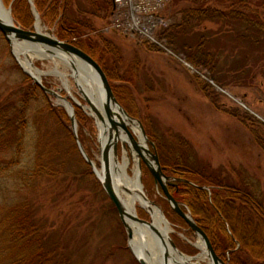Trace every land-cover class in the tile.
<instances>
[{"label": "rangeland", "instance_id": "rangeland-1", "mask_svg": "<svg viewBox=\"0 0 264 264\" xmlns=\"http://www.w3.org/2000/svg\"><path fill=\"white\" fill-rule=\"evenodd\" d=\"M1 1L16 26L33 30L35 18L28 0L21 1L19 12L28 19L27 26L14 18L12 0ZM184 4L183 0L166 1L161 10L166 23L153 33L154 39L158 31L177 22L178 10ZM73 11L80 20L92 24L91 28H82L85 34L81 37L99 40L102 35L117 47L118 53L112 62L125 80L115 84L128 88L133 108H127L134 111L135 116L124 109L141 123L148 139L146 147L157 154L163 173L170 177L166 182L169 193L196 225L200 227L195 217L199 216L198 210L202 212L199 202L203 200L192 194L191 201L186 203L182 198L184 193H174L170 185L176 182L172 179L175 174L168 163L162 164L163 156L188 162L185 167L192 169L190 174L193 177H196L193 172L201 174L203 177L199 179L205 182L204 185L195 182L189 185L205 190L207 196L215 191L213 183L238 187L250 183L249 189L253 188V183L257 184L264 206V44L256 49L248 47L224 30V26L202 23L201 31H208L211 39H215L209 49L219 53L216 70L223 81V85L213 82L214 89L205 92L201 87L208 80L206 71L179 57V50L172 51L156 39L152 41L155 47L149 50L142 43L143 38L106 29L110 18L93 16L87 2L78 9L74 7ZM40 23V32L58 38L52 28L41 20ZM243 59L246 69L237 75L228 73L227 69L240 66ZM32 61L39 71L53 73L56 69L67 79L68 88L52 73L43 74L40 81L46 88L66 97L73 106L78 140L100 170L99 129L92 115L87 114L90 112L85 108L88 104L78 91L70 67L58 58H33ZM253 75L255 77L251 78ZM32 77L22 68L0 32L1 103L8 98L15 104L16 111L26 110L20 134L22 142L16 148L14 164L0 169V205L28 204L34 220L42 228L44 239L58 253L68 257L69 264H139L128 246L126 231L114 205L82 156L66 104L53 95H46ZM51 107L60 115L52 114ZM80 114L92 119V127L80 125ZM126 141L123 146L117 142L119 161L123 151L133 150L128 138ZM128 157V174L132 176L136 164L130 155ZM139 177L146 196L161 209L171 227L168 236L176 248L186 257H195L189 260L192 264H210L203 253L206 247L202 239L172 209L142 161ZM137 216L150 220L142 209H138Z\"/></svg>", "mask_w": 264, "mask_h": 264}, {"label": "trees", "instance_id": "trees-1", "mask_svg": "<svg viewBox=\"0 0 264 264\" xmlns=\"http://www.w3.org/2000/svg\"><path fill=\"white\" fill-rule=\"evenodd\" d=\"M12 1L14 18L23 26H27L28 19L19 13L22 0ZM32 2L41 22L52 28L59 39L79 47L100 65L119 103L130 115L135 116V112L127 108V106L133 108L131 106L133 97L128 88L115 84L123 83L125 80L120 77L119 72L117 73L115 63L112 62L118 53L117 47L102 35H99V40H93L91 36L81 37L85 34L82 28H91L92 24L88 20H80L79 16L74 14L75 9L73 11L74 7L78 9V6L87 2L93 16L109 19L112 12L111 0H32ZM183 2L185 4L178 10L177 22L158 31L155 39L172 51L179 50V57L189 61L195 68L206 71L204 74L208 80L203 82L201 88L207 92L214 89L213 82L223 85V81L217 76L219 73L216 70L219 53L215 49H209L212 40L215 39H211L213 37L208 31H201L202 23L222 25L229 34L238 37L241 43L244 42L248 47L256 49L264 44V0H183ZM74 38L77 40L74 41ZM142 40L146 48L153 50L155 45L152 41ZM189 40L192 42L189 43ZM240 64L231 67L230 70L227 69L228 73L235 75L246 69L244 59ZM253 77L255 75L251 76ZM5 99L3 103L0 99V169L14 164L16 148L22 142L20 134L26 111L23 109L16 111L13 101ZM59 110L67 117L62 108ZM50 112L52 114L57 112V115H60L54 107L50 108ZM78 120L81 126L93 125L92 119L85 115L80 114ZM165 157H161L162 164L168 163L172 174H175L172 178L176 182L170 185L174 193H184L182 198L186 203L191 201L192 194L203 200L199 202L202 212L199 210L197 212L200 217L196 216L195 219L210 239L216 254L228 264H264V206L257 184L253 183L251 185L253 188L249 189L250 183L239 187L213 183L215 191L212 190V195L207 196L205 190L189 185L190 182L204 185L205 182L199 179L203 177L201 174L193 172L196 176L193 177L190 174L192 169L185 167L188 166V162H181L180 159L171 156ZM68 261V257L58 253L56 248L44 239L42 228L34 220L28 204L0 205V264H69Z\"/></svg>", "mask_w": 264, "mask_h": 264}, {"label": "water", "instance_id": "water-1", "mask_svg": "<svg viewBox=\"0 0 264 264\" xmlns=\"http://www.w3.org/2000/svg\"><path fill=\"white\" fill-rule=\"evenodd\" d=\"M33 13L35 22L40 21L37 10L35 9L32 0H28ZM0 32L12 48V43L17 42H26L32 44V46L40 45L42 47V51L48 58H58L61 59L66 65H68L72 71V78L75 81V84L78 88V91L83 96L84 100L87 102V106H85L88 111H90L89 115H92L98 129V122L101 124V129H99V134L97 137L99 148H100V170L102 171V176H98L97 169L88 155L85 153L82 145L80 144L78 137L76 135V118L75 113L72 107L66 110L68 112V116L70 118L73 135L75 140L77 141L78 147L82 153L84 160L90 165L93 169V172L96 174L100 183L114 205L118 217L121 221L122 226L124 227L127 235L128 246L130 248V241L133 236L131 223H137L140 225H144L146 227L152 228L150 220H144L139 218L137 215H133L129 213L124 206L122 205L120 198L118 197L116 190L114 189L111 174H110V161L114 157L116 158V146L117 142L120 141L122 146L127 142L126 138L130 141V146L138 155V166L141 169V161L146 165L150 173L152 174L154 181L156 184L160 185L162 188L167 201L171 205L172 209L189 225V227L199 236L205 247H206V255L210 260V264H228L226 261L222 260L214 251L210 240L204 231L196 225V223L190 218L188 214H186L176 199L169 193L167 187V181L170 179L167 175L163 173V169L160 166L159 158L157 154L150 152L148 147L143 146L139 139L134 137L131 127L128 125V122L131 124H135L139 127L141 136L145 143L148 142L147 136L142 128L141 123L137 120L129 116L124 107L119 103L117 98L115 97L112 87L108 81V78L100 65L86 52H84L79 47L63 40H59L58 38L48 34L42 33L35 26L33 30H26L19 26H16L12 18L8 20H4L0 18ZM84 70H89L93 76V80L99 85V96L101 99V109L103 114L99 111V109L94 104V101L90 99L82 86L77 82V78L83 76ZM34 83L47 95H53L57 98L58 101H61L62 104L70 105V102L66 97L61 96L55 91L46 88L37 77H32ZM78 104V103H77ZM126 122V123H125ZM101 131V132H100ZM152 146L153 144L149 142ZM207 189V187H206ZM154 230V229H153ZM156 234H158L156 232ZM159 235V234H158ZM169 246L176 251V253L182 257L186 258L188 262L186 264H192L189 260H192L195 257H186L184 256L175 246L174 242L168 236ZM131 250V248H130ZM132 251V250H131ZM133 253V252H132ZM135 256V254H134ZM139 264H147V262L142 258H138L135 256ZM163 262L166 264L168 260V252L164 251Z\"/></svg>", "mask_w": 264, "mask_h": 264}, {"label": "bare ground", "instance_id": "bare-ground-1", "mask_svg": "<svg viewBox=\"0 0 264 264\" xmlns=\"http://www.w3.org/2000/svg\"><path fill=\"white\" fill-rule=\"evenodd\" d=\"M0 18L8 20L10 18L9 11L4 7L2 1L0 0ZM41 26L40 21L35 22V27L39 30ZM12 51L17 57L18 61L22 65V68L37 77L41 78L43 74H49L52 72H42L34 67L33 58L47 59L48 56L42 51L40 45L32 46V44L26 42H13ZM83 76L77 78L78 83L82 82V87L86 90L84 92L86 95L94 101V104L103 114L101 105L102 101L99 96V85L93 80V76L89 70H84ZM57 75L63 82V84L68 88L67 79L56 69H53V73ZM71 106V105H70ZM66 107L70 109L66 104ZM126 123V122H125ZM128 125L132 128L136 137L139 139L143 146H146L145 141L141 136L140 129L137 125L128 122ZM99 129H101V124L98 122ZM101 132V131H100ZM135 161L136 167L133 171V175L128 174L129 168V155ZM134 150H130L129 153L123 151V156L121 161L118 158H112L110 163V174L113 182L114 189L124 208L131 214L137 215L138 209L144 210L148 213L150 222L152 225L146 227L137 223H131V228L133 232L132 239L130 241V248L138 258L142 257L147 264H165L162 260L164 251L168 252V260L166 264H186L187 259L180 257L176 251H174L168 243V234L171 231L167 220L163 217L161 209L156 205L155 202L150 200L142 187L140 182V169L138 166V157ZM97 169V168H96ZM98 176H102V171L97 169ZM156 232L159 234H156ZM200 245V244H199ZM205 253V250H203ZM185 260V261H184Z\"/></svg>", "mask_w": 264, "mask_h": 264}, {"label": "built area", "instance_id": "built-area-1", "mask_svg": "<svg viewBox=\"0 0 264 264\" xmlns=\"http://www.w3.org/2000/svg\"><path fill=\"white\" fill-rule=\"evenodd\" d=\"M167 0H111L106 29L155 42L153 33L166 22L161 10Z\"/></svg>", "mask_w": 264, "mask_h": 264}]
</instances>
